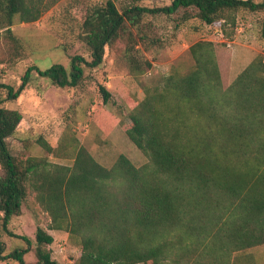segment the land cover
<instances>
[{
	"label": "trees",
	"instance_id": "16d2710c",
	"mask_svg": "<svg viewBox=\"0 0 264 264\" xmlns=\"http://www.w3.org/2000/svg\"><path fill=\"white\" fill-rule=\"evenodd\" d=\"M57 1L0 0V29L18 45L10 30L14 17L35 21ZM180 11L207 24L219 21L226 31V26H235L238 11H264V0H171L160 7L121 9L107 0L91 7L81 24L89 59L74 54L69 69L61 63L43 70L30 65L16 87L0 83V226L23 242L7 249L0 240V261L70 264L51 257L47 246L53 236L42 227H36L33 239L8 228L27 190L47 212L48 229L78 236L77 264H232L233 252L264 243L262 55L222 88L214 43L191 44L192 68L145 87L143 99L129 113L125 134L148 158L141 166L119 154L106 167L82 146L70 166L35 157L22 164L10 152L7 138L21 114L2 103L21 94L32 71L56 86L73 87L83 78L84 67L102 63L105 47L119 38L126 24L138 28L147 14ZM125 59L132 71L142 72L129 50ZM99 89L106 101L109 92L104 86ZM199 244L205 252L196 256ZM29 251L35 256L32 263L24 260Z\"/></svg>",
	"mask_w": 264,
	"mask_h": 264
},
{
	"label": "rangeland",
	"instance_id": "374dc122",
	"mask_svg": "<svg viewBox=\"0 0 264 264\" xmlns=\"http://www.w3.org/2000/svg\"><path fill=\"white\" fill-rule=\"evenodd\" d=\"M106 1L58 0L35 21L22 22L15 16L10 30L18 45L0 29V83L16 87L30 65L43 70L52 63H61L69 69L72 55L89 59V51L80 38L81 24L91 7ZM111 1L119 9L126 5L153 8L171 2ZM198 40L214 43L221 86L226 88L255 56L262 55L264 61V11H238L235 26H226V31L220 29L219 21L207 24L184 11L171 15L147 14L138 28L126 24L119 38L105 47L102 63L93 68L84 67L83 78L73 87L56 86L32 71L21 94L2 103L21 114L15 131L7 138L11 154L22 164L27 158L35 157L70 166L82 146L106 167L119 154H124L135 166L143 165L148 161L147 156L125 134L130 125L129 113L143 99L145 87L156 85L160 77L169 73H185L192 68L194 61L188 48ZM127 50L142 66L141 73L132 71V64L125 59ZM99 86H104L110 94L106 101ZM43 143L52 150L47 151ZM49 224L47 212L37 202L34 192L27 190L20 213L12 216L8 228L33 239L36 227H42L53 236L47 246L51 257L60 263L77 264L81 254L78 236L48 229ZM0 240L7 249L23 246L20 239L7 236L1 226ZM203 245H198L196 256L205 252ZM230 258L232 264H264V243L233 252ZM24 260L34 262L33 252L26 253ZM0 264L15 262L0 261Z\"/></svg>",
	"mask_w": 264,
	"mask_h": 264
}]
</instances>
